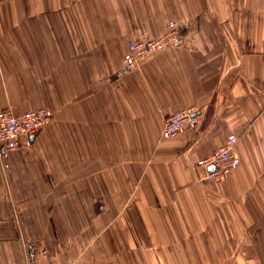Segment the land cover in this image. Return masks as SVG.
<instances>
[{"label":"crops","instance_id":"0c3cea01","mask_svg":"<svg viewBox=\"0 0 264 264\" xmlns=\"http://www.w3.org/2000/svg\"><path fill=\"white\" fill-rule=\"evenodd\" d=\"M173 20L184 44L124 72ZM6 109L54 116L0 155V264H264V0H0Z\"/></svg>","mask_w":264,"mask_h":264},{"label":"built area","instance_id":"2783aa9c","mask_svg":"<svg viewBox=\"0 0 264 264\" xmlns=\"http://www.w3.org/2000/svg\"><path fill=\"white\" fill-rule=\"evenodd\" d=\"M185 31L176 20L168 22L161 34L155 38L131 40L123 58V71L132 72L170 48H179L184 44ZM50 109H39L16 114L11 109L0 113V155L21 150L30 138L41 134L53 119ZM199 124V117L194 109L187 108L174 112L164 120L161 137L164 140L175 138L180 133L194 129ZM238 142L235 135L228 137L226 144L214 150L206 158L198 161L197 169L206 173V178L221 180L241 166V161L234 153Z\"/></svg>","mask_w":264,"mask_h":264}]
</instances>
